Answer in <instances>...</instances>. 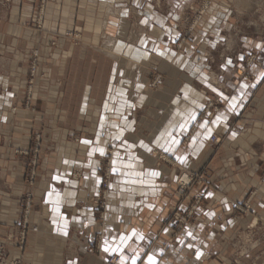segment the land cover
I'll use <instances>...</instances> for the list:
<instances>
[{"label":"crops","instance_id":"0c3cea01","mask_svg":"<svg viewBox=\"0 0 264 264\" xmlns=\"http://www.w3.org/2000/svg\"><path fill=\"white\" fill-rule=\"evenodd\" d=\"M196 1L171 0V13L165 14L150 0H132L131 7L121 0H61L63 6L51 11L54 20L42 32L25 25L33 0H13L11 12L0 14V85L6 90L0 93L2 232H13L20 222L11 194L23 191L25 173L20 167L10 170L18 165L10 157L29 142L20 139L21 128L50 136L45 137L36 176L35 196L41 205L31 214L39 231L27 232L24 264H108L112 256L121 264V254L106 252L104 242L133 230L144 239L129 241L127 264L133 250L140 253L137 264H147L145 254L158 264H218L213 256L226 254L229 230L253 219L264 221V29L234 35L242 15L233 9L242 10L248 0H211L187 36L179 19ZM110 8H123L127 14L116 16ZM132 15L143 27L135 42L128 40ZM73 27L83 28V40L91 45L70 42L64 32ZM102 28L111 44H100ZM35 49L39 57L32 110L25 106L24 86ZM86 59L93 73L81 76L75 65ZM155 71L163 74L167 93L150 88L149 75ZM179 94L189 106L181 104ZM214 97L222 101L220 111L193 123V131L182 125ZM232 97L237 98L235 108ZM148 105L153 118L137 119V112ZM211 134L223 138L216 147ZM98 147L103 155L93 151ZM108 148L130 152L112 160V197L102 224L89 197L101 186L100 158ZM192 171H205L204 178L189 188L185 199L176 181ZM197 197L193 212L208 224H187L175 233L170 207L186 212ZM247 199L251 209L232 220L234 204Z\"/></svg>","mask_w":264,"mask_h":264},{"label":"rangeland","instance_id":"374dc122","mask_svg":"<svg viewBox=\"0 0 264 264\" xmlns=\"http://www.w3.org/2000/svg\"><path fill=\"white\" fill-rule=\"evenodd\" d=\"M126 4V6L131 7L132 0H121ZM152 1L157 8L162 10L165 14L171 13V0H150ZM211 0H197L193 4L187 5L182 14L181 18L179 19V29H183L187 36L193 33L197 25L199 24L200 20L204 17L205 11L210 5ZM240 4V1L238 2ZM79 5V4H78ZM61 0H33L31 4V16L30 19L25 22V25L36 29L39 32L47 31L49 28L48 22L53 19V14H50L51 11L56 10L62 7ZM242 10H238L236 7L233 9V12H238V14L242 15L240 20L236 21L237 26H235L234 35H239L251 29L253 30H263L264 29V0H248L247 4H243ZM107 8V5H106ZM13 9V0H0V14H4L6 12H11ZM114 12V15L120 16L121 14L126 13L125 9L118 8ZM127 14V13H126ZM135 14V13H134ZM51 16V17H50ZM132 27H131V35L129 37V41L135 42L134 40L138 38V36L143 33L142 26L139 25L137 21L136 15H132ZM235 19V15H234ZM83 25V24H82ZM85 26V24H84ZM83 26V27H84ZM82 28V27H81ZM53 29V26L52 28ZM60 29V22H57V27L55 30ZM57 34V33H55ZM64 36L69 38L70 42H73L75 45H87L91 42H85L83 36V28L79 29V27L73 28H66L64 32ZM101 41L100 44L108 45L111 44L109 35L106 33L105 28H102V32L100 33ZM53 46L57 45L56 41H52L51 43ZM181 44H179L180 46ZM39 57V50L35 49L32 51V57L27 68V81L25 83V95L26 101L25 106L26 108L32 109L29 104L31 102V98L33 93L36 89V66ZM253 60V58L251 57ZM86 61V62H85ZM213 61V60H212ZM82 63L79 65H75V70L78 71L79 75L88 76V74L93 73L90 67V60H82ZM250 60L248 61V64ZM107 65L105 63V72H107ZM215 71L220 72V70L216 69ZM243 74V73H242ZM214 75L218 78V74L214 72ZM149 86L155 91H159L162 89L163 93H167L164 87V76L159 71L151 72L149 75ZM218 83V80H216ZM5 86L0 85V93L5 92ZM178 94V93H177ZM176 94V95H177ZM180 95L182 99L183 106H189V102ZM212 104V105H211ZM153 106H145L137 112V119H140L142 116H149L150 120L153 118L151 116L149 110ZM223 107L222 101L219 97H214L210 99L205 108L199 112L196 117L189 120L186 124H182L183 126H192L193 123L198 122L200 119L213 117L215 113L220 111ZM34 110V108L32 109ZM191 131H193V126L191 127ZM214 136V137H212ZM46 138H49V134L47 133L46 136L40 131H32L29 130V127L21 128L20 139L27 138L29 142L26 146L16 147L14 149L13 157L11 156L10 159L14 158L13 161L18 163V165H13V168L10 170L18 171V167L21 168V171L24 170L25 180L21 183L24 184L23 191L19 194H11L13 199L15 200L12 204L16 206L18 215L20 217V222L16 225V228L13 232H2L0 230V264H24V252L26 251L27 246V232L31 231H39V226L37 224L31 223V214L35 208L41 205V202L35 196V184H36V176L38 170L41 167L42 157L40 156L43 154V143ZM6 138L7 142L12 141V136L8 135ZM210 141L213 147L219 145L223 138L221 136L211 134L209 136ZM189 139V135L185 137L184 141ZM51 140V139H47ZM219 140V141H218ZM52 141V140H51ZM74 141H78V138H74ZM32 146L27 147L29 145ZM23 145V144H22ZM130 150H124L119 148H108L106 150L105 155L100 158L101 165L99 167V172L102 176V182L100 188H103L104 180H108L107 182L112 185L114 178L112 174V160L114 157L120 156H127ZM160 157L164 160L163 155L160 154ZM110 168L111 175L109 179H107V172ZM205 171H192L189 173L192 176V179L189 181H181L185 176V173L180 175V178L176 181L177 190L182 195L183 198L190 197L189 188L193 184H200L203 181ZM78 172H73L72 176H79ZM100 188L98 192L92 194L89 197V203L95 207L97 211V217L99 221L103 224L105 218L109 212V206L111 203V186L109 188V195L108 197H103V193L100 192ZM102 197H98V196ZM11 197V198H12ZM4 200L0 198V206L3 204ZM108 204L106 210L101 208L102 202ZM200 201V197L195 198V202L190 207L189 210L183 212L178 209L176 205H173L169 209V217L170 219L176 222L175 233L182 231L183 226L187 224L191 225H207L208 220L204 216H197L193 212V207ZM246 205L250 206L249 209L246 208ZM239 206L245 207L243 210L238 208ZM251 209L250 200L247 199L243 203H236L234 204L233 210L230 214L232 220H238L239 218L245 216L248 211ZM1 215V210H0ZM104 215V218H103ZM174 233V235H175ZM173 240V239H172ZM228 245L226 249V254L219 252L217 255L213 256L214 259L218 260V264H264V221L258 219H253L243 228H235L231 229L228 232ZM118 257V256H117ZM111 258V257H110ZM109 258V259H110ZM118 262V261H117ZM116 262V263H117ZM115 263V264H116ZM108 264L109 260H108Z\"/></svg>","mask_w":264,"mask_h":264},{"label":"snow or ice","instance_id":"6c2138e0","mask_svg":"<svg viewBox=\"0 0 264 264\" xmlns=\"http://www.w3.org/2000/svg\"><path fill=\"white\" fill-rule=\"evenodd\" d=\"M144 23H147V21H144ZM241 59H243V57H241ZM227 63L231 64L232 61L228 60ZM260 78L264 79V73L260 74ZM253 86H255V85H253ZM242 87L246 89L247 87H249V85L245 83V84H243ZM243 94L244 93L241 92V95H243ZM221 95L223 96L222 93H221ZM224 99L227 100L229 98L228 97H224ZM236 99H237L236 97H232L231 98V105L230 106L233 107V108L236 107ZM217 119H219V117ZM85 143H90V141H85ZM168 150L170 151L171 149H168ZM93 151L94 152L98 151L102 155L104 154V149L103 148H99L98 147V148L93 149ZM149 151H151V149H149ZM113 171H116V169H113ZM151 175L156 176V175H159V173L152 172ZM59 178L60 177H55V179H59ZM52 194L53 193H49L50 196ZM209 195H211V193ZM58 199H59V196L57 194V200ZM56 210H58V209H56ZM209 215H213V214L209 213ZM66 226L67 225L65 224V228H66ZM65 234H67V233L65 232ZM187 235L188 236H192V233L188 232ZM134 237L136 239H138V240H143L144 239V236H143L142 233H139V232L133 230V232L131 234H129V235H121L118 239L116 237H113L111 241L106 239L105 242H104V250L106 252H113V253L118 252V253H120L121 254V264H127V261L129 260V257L124 255V250L128 246L129 241H131ZM193 239H195V238L193 237ZM189 247H192V245H189ZM133 251H134V255L130 258L131 259V264H137V262L141 260L140 253L136 252L135 250H133ZM145 255L147 257V264H158L156 258L153 255H151V254H145ZM199 255H200V253L197 252V256H199ZM141 264H143V262H141Z\"/></svg>","mask_w":264,"mask_h":264},{"label":"built area","instance_id":"2783aa9c","mask_svg":"<svg viewBox=\"0 0 264 264\" xmlns=\"http://www.w3.org/2000/svg\"><path fill=\"white\" fill-rule=\"evenodd\" d=\"M212 105V104H211ZM212 137H214V136H212ZM219 141V140H218ZM110 175H111V171H110V168H109V170H108V172H107V179H109V177H110ZM191 179H192V176H191ZM108 180H104V182H103V188L101 189L100 188V192H102L103 193V197H108V195H109V188H110V183L109 182H107ZM99 198L100 197H102L101 196V194H100V196H98ZM106 207H108V204H107V201H106V203L105 202H102V205H101V208L102 209H104V210H106ZM238 208H240L241 210H243V208H245L244 206L243 207H241V206H239ZM246 208L247 209H249L250 208V206H248V205H246ZM103 218H104V215H103ZM117 261H119V257H117V256H112L110 259H109V263L110 264H115Z\"/></svg>","mask_w":264,"mask_h":264},{"label":"bare ground","instance_id":"6f19581e","mask_svg":"<svg viewBox=\"0 0 264 264\" xmlns=\"http://www.w3.org/2000/svg\"><path fill=\"white\" fill-rule=\"evenodd\" d=\"M108 11L112 13L111 8ZM189 180H191V176L189 174H185V176L183 177L181 181H189Z\"/></svg>","mask_w":264,"mask_h":264}]
</instances>
